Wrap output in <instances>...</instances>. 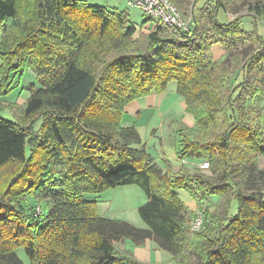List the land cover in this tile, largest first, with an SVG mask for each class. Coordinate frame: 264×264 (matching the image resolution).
Instances as JSON below:
<instances>
[{
    "label": "trees",
    "instance_id": "trees-1",
    "mask_svg": "<svg viewBox=\"0 0 264 264\" xmlns=\"http://www.w3.org/2000/svg\"><path fill=\"white\" fill-rule=\"evenodd\" d=\"M168 1L179 8L185 2ZM23 6L30 17L21 20ZM249 9L264 19V0ZM205 18L201 25L193 15L178 40L147 16L136 27L126 13L82 0H0V72L30 70L38 82L27 89L23 109L10 108L14 120L0 118V264H25L19 251L27 264H143L114 245L150 236L175 264H264V128L258 110L247 109L263 95L264 39L238 22ZM138 28L147 30L140 47L132 38ZM113 35L133 55H117L97 72L93 44ZM246 41L259 48L243 67L210 60V44L229 50ZM172 82L197 128L193 137L177 131L176 158L207 162L208 177L186 167L161 170L135 126L121 124L130 102ZM124 186L145 195L137 215L147 233L99 216L87 197ZM181 190L199 203L193 239ZM31 195L47 202L39 217L30 213ZM215 198L214 209L203 205Z\"/></svg>",
    "mask_w": 264,
    "mask_h": 264
},
{
    "label": "rangeland",
    "instance_id": "rangeland-1",
    "mask_svg": "<svg viewBox=\"0 0 264 264\" xmlns=\"http://www.w3.org/2000/svg\"><path fill=\"white\" fill-rule=\"evenodd\" d=\"M82 1H84L89 7H98L109 12H124L128 15L129 23L136 27H140L145 20V15L139 9L129 6L126 0ZM261 1L262 0H185L183 6L180 8L169 1L168 4L171 6L173 5L178 14H181L182 16L191 15V26L193 24V15L196 20L200 21L199 24L202 25L206 22L205 15L208 13L220 24L238 22L240 28L246 32H252L253 29H256L260 34L259 36L264 39V19L255 17L252 10L249 9V6L251 7L256 2L261 3ZM218 3L220 4V10L217 11ZM198 9H202L201 12H203L199 13L196 11ZM21 11V20H24V15L27 13V17H30V12L26 11L24 6ZM9 23L10 22L7 21L3 29L6 38L8 36L7 32L9 30L7 27L9 26ZM146 33V29H136L132 38L134 42H138L134 44L139 45L140 47L143 43L140 41V35H145ZM115 37L116 36L113 35L108 40L93 44V48L100 54V62H96L94 65L97 72L105 63L111 61L117 55H133V48L129 45L124 47V44L120 47V45L117 44ZM172 37L179 40L185 36L180 38L172 35ZM205 37H209V33L205 34ZM4 38L5 36H3V39ZM97 47L100 48L97 49ZM253 48H259V46H251L248 41L243 45L234 46L229 50L223 49L222 46L217 43H212V45L210 44L208 46V52L210 53V60L212 62L232 70L235 65H237V67H243V62L245 61L247 54H249ZM3 77H6V79H3ZM37 83V80L30 70H19L15 74L8 73L5 74V76L0 72V118L14 120L15 117L13 113L17 112L15 108H24L26 100L29 97L27 89L31 85L36 86ZM175 87V83L172 82L168 84L166 91L161 94H151L148 97L130 102L125 108L126 114L121 124L122 126H128L131 125L129 122L131 118L138 119L137 126H135L136 123H133V125L138 131L141 143L146 146L147 153L150 154L154 161L156 160L155 164L161 170L162 168L160 166L164 168L169 166V172L174 174L179 172V168L182 167L181 170H184L183 167H186V171L191 175L198 173L208 177L210 176L208 169L209 166L207 169H202L200 167L205 161H178L176 158L174 151L177 144H179L178 140L180 139L177 131L179 129H184L185 134H189L193 137L197 134V128L193 117L185 112L184 100L176 94ZM262 89L263 95L248 101L247 109L258 110L260 114V125L264 128V87ZM11 107H14L12 109L13 113L10 110ZM21 112L22 110L18 111V114H21ZM146 113H149L150 116H145ZM144 118H147V121H145ZM141 122H143V125ZM164 159H167L168 161H165ZM170 159L172 160V163H170ZM263 166L264 156L260 157L258 160V167ZM32 196L34 195L27 197V202L33 207L30 210V213H32L34 217H39L40 214L45 213L47 202L41 195L36 197ZM87 197L96 202V211L99 216L112 220L124 221L139 230V234L147 233V229L137 215L138 207L146 202V198L142 190L137 186H124L115 189H108L103 193L97 195L91 194L87 195ZM179 198L185 208L184 218L188 224V233L190 238L193 239L196 233H199L200 230L196 233L191 232L189 227L191 223L194 222L199 203L184 190L179 192ZM219 201L220 200L217 198L212 200L209 199L203 205L214 209V207L219 204ZM156 241L157 240L151 236L150 239H147L142 243H136L128 238L123 245L115 244L114 248L118 255H131L143 264H175L171 255L162 250ZM17 255L25 264L28 263L23 252L19 251L17 252Z\"/></svg>",
    "mask_w": 264,
    "mask_h": 264
},
{
    "label": "built area",
    "instance_id": "built-area-1",
    "mask_svg": "<svg viewBox=\"0 0 264 264\" xmlns=\"http://www.w3.org/2000/svg\"><path fill=\"white\" fill-rule=\"evenodd\" d=\"M131 7L139 9L145 16L160 22L168 33L175 37L182 38L188 33L191 27V15L182 16L178 14L175 7L168 4L167 0H126ZM202 169L208 168V163L204 162L200 166ZM202 216L200 210L196 211L194 222L190 225L191 232H196L200 229Z\"/></svg>",
    "mask_w": 264,
    "mask_h": 264
},
{
    "label": "crops",
    "instance_id": "crops-1",
    "mask_svg": "<svg viewBox=\"0 0 264 264\" xmlns=\"http://www.w3.org/2000/svg\"><path fill=\"white\" fill-rule=\"evenodd\" d=\"M145 116H150V114H149V113H146ZM137 120H138V119H136V118H135V119H134V118H133V119L131 118V119L129 120V122L131 123V125H133V123H136L135 126H137V123H138ZM144 120L147 121V118H144ZM141 124L143 125V122H141ZM133 126H134V125H133ZM164 160H165V161H168L167 159H164ZM155 161H156V160H155ZM169 161H170V163H172V160H171V159H170ZM157 164H158V162H157ZM166 166H167V165H166ZM160 167L162 168L163 171H167V172L170 171V170L168 169L169 166H167V168H166V167L164 168V167H162V166H160ZM180 169H181V168H179L178 170H180Z\"/></svg>",
    "mask_w": 264,
    "mask_h": 264
}]
</instances>
